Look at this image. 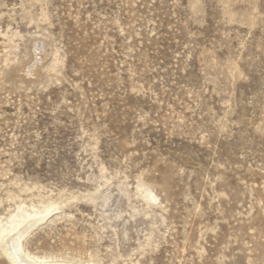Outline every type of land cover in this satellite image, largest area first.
Returning <instances> with one entry per match:
<instances>
[{
  "label": "rangeland",
  "instance_id": "1",
  "mask_svg": "<svg viewBox=\"0 0 264 264\" xmlns=\"http://www.w3.org/2000/svg\"><path fill=\"white\" fill-rule=\"evenodd\" d=\"M49 199L35 255L264 264V0H0V226Z\"/></svg>",
  "mask_w": 264,
  "mask_h": 264
},
{
  "label": "bare ground",
  "instance_id": "2",
  "mask_svg": "<svg viewBox=\"0 0 264 264\" xmlns=\"http://www.w3.org/2000/svg\"><path fill=\"white\" fill-rule=\"evenodd\" d=\"M34 50L36 51V47ZM31 68L32 67L28 68L27 74L32 73ZM141 192L144 194L142 197L144 196L150 199V201L148 200L149 202H153L151 200L157 198L149 189H143ZM56 209H58V203L51 199L42 202L41 205L37 207L31 205L29 209L19 205L16 213L11 217L8 223L0 226V244L10 262L14 264H75L63 259H56L50 255H35L24 248L23 240L26 235L29 234L33 228L46 220Z\"/></svg>",
  "mask_w": 264,
  "mask_h": 264
}]
</instances>
